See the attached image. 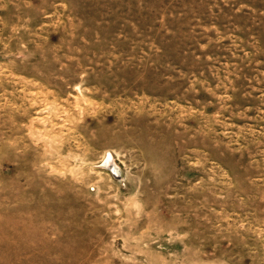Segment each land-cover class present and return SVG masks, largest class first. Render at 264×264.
<instances>
[{
	"label": "rangeland",
	"instance_id": "1",
	"mask_svg": "<svg viewBox=\"0 0 264 264\" xmlns=\"http://www.w3.org/2000/svg\"><path fill=\"white\" fill-rule=\"evenodd\" d=\"M0 264H264V0H0Z\"/></svg>",
	"mask_w": 264,
	"mask_h": 264
},
{
	"label": "bare ground",
	"instance_id": "2",
	"mask_svg": "<svg viewBox=\"0 0 264 264\" xmlns=\"http://www.w3.org/2000/svg\"><path fill=\"white\" fill-rule=\"evenodd\" d=\"M103 164L108 165L111 168V170L114 171L115 173L118 171V167L115 164H113L110 156H108L107 159H105Z\"/></svg>",
	"mask_w": 264,
	"mask_h": 264
}]
</instances>
